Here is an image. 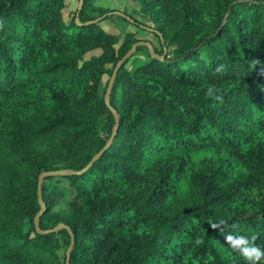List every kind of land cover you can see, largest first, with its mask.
Returning a JSON list of instances; mask_svg holds the SVG:
<instances>
[{"label":"trees","instance_id":"1","mask_svg":"<svg viewBox=\"0 0 264 264\" xmlns=\"http://www.w3.org/2000/svg\"><path fill=\"white\" fill-rule=\"evenodd\" d=\"M135 1L165 59L122 66L112 145L40 202L43 172L83 170L111 137L104 79L141 40L106 32L94 0L80 25L66 0H0V264H66L43 204L70 264H248L221 221L264 248V0Z\"/></svg>","mask_w":264,"mask_h":264},{"label":"rangeland","instance_id":"2","mask_svg":"<svg viewBox=\"0 0 264 264\" xmlns=\"http://www.w3.org/2000/svg\"><path fill=\"white\" fill-rule=\"evenodd\" d=\"M79 3V0H66L67 7L64 10V20L67 24L70 21L71 14L78 9ZM94 5L96 7L111 9L113 10V12H121L125 15L128 14L130 16H134L138 21L146 25L151 24L145 17L141 15L140 5L135 0H94ZM101 26L106 32L116 35L124 36L125 33L129 32L136 33L138 39L148 41L155 46H159L158 40L156 39V37H154L153 33H151V29L149 27L145 25L134 24L133 22L127 21L120 16H115L114 18H109L101 21ZM117 48H119V46H117ZM99 54L100 51L90 52L85 56V59L89 60L91 57L98 56ZM147 59L148 57L145 52L140 53L129 61L126 68L128 70H131L132 68L141 65L142 63H145V60ZM108 79H110V77L106 76L104 79V84H106ZM54 183V180L46 181V184L48 186H51ZM65 207L66 204L63 203L57 208L64 209Z\"/></svg>","mask_w":264,"mask_h":264},{"label":"water","instance_id":"3","mask_svg":"<svg viewBox=\"0 0 264 264\" xmlns=\"http://www.w3.org/2000/svg\"><path fill=\"white\" fill-rule=\"evenodd\" d=\"M235 3H237V2H235ZM82 6H83V0H80L79 7H78L77 18H76L77 25L81 24V22L79 20V12L81 11ZM109 15H111V16L112 15L120 16L122 18L127 19L128 21H133L131 17H129V16H127V15L121 13V12H111ZM94 22L98 23V22H100V19H97V20H95L93 22H90V23H94ZM140 47H146L150 51V54L152 55V59H156V60H159V61H164L166 54H164L163 56H160L159 54H156L155 47H154V45L151 42L141 40V41L135 43L132 46V48L127 52V54L117 63L116 68L113 71V74H112V76L110 78V81H109V84H108V87H107V90H106V94H105V102H106L107 106L109 107V109L113 112V115H114V118H115V121H116V127H115L111 137L107 141V143L104 146V148L93 158L92 162L86 168H84L83 170H81L79 172L69 171V170H58V171L43 172L40 175L39 180H38V195H39L40 202H42V188H43V185H44L45 181L48 178L62 177V176H66V175H81L82 173L87 171L105 153V151L107 149H109L110 146L112 145V143H113V141L115 139V136H116V134L118 132V129H119L120 116H119L118 112L111 106L110 97H111L112 91L114 89V86H115L119 71L121 70L122 66L127 61H129L137 53V50ZM44 211H45V205L43 204L42 205V209L40 210V212L38 213V215L35 218V227H36L37 231L40 234L57 233L60 230H67L68 231V233L70 235V238H71V244L69 246V250H68V253H67L66 264H70L71 253L73 252L74 247H75V235L72 232V230L68 226H66L65 224H59L58 226H56V227H54L52 229L42 230L40 228V224L39 223H40V218L43 215Z\"/></svg>","mask_w":264,"mask_h":264},{"label":"clouds","instance_id":"4","mask_svg":"<svg viewBox=\"0 0 264 264\" xmlns=\"http://www.w3.org/2000/svg\"><path fill=\"white\" fill-rule=\"evenodd\" d=\"M223 70V65L217 66L216 72H221ZM219 89L211 87L207 91V95L214 97L216 100H223V97L217 95L216 93ZM214 229H218L223 233L225 243L235 252L239 253L248 264H262L264 262V248L255 244L256 237H248L244 235H236L232 231L227 230V225L224 221L219 224H214L212 226ZM233 227H235L233 225ZM201 243V241H197Z\"/></svg>","mask_w":264,"mask_h":264}]
</instances>
